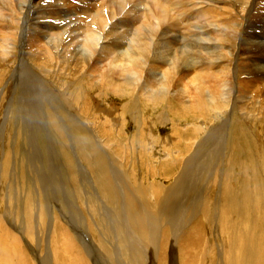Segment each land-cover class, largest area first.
Wrapping results in <instances>:
<instances>
[{"label": "bare ground", "instance_id": "6f19581e", "mask_svg": "<svg viewBox=\"0 0 264 264\" xmlns=\"http://www.w3.org/2000/svg\"><path fill=\"white\" fill-rule=\"evenodd\" d=\"M0 63L2 82L12 72L6 88L12 86L14 94L20 91L21 111L34 115L44 106L53 108L50 115L62 111L72 119L79 115L87 119L71 129L62 128L70 132L72 141L75 139L72 148L79 152L86 168L81 170L80 166L82 179L88 180L85 170L90 174L89 206L96 207L101 215L97 224H101L104 236L108 234L111 247L103 245L104 238L99 242L109 261L117 264L114 257L119 255L110 242L114 236L123 243L124 258L133 264H171L172 260L176 264H204L207 257L212 264L245 262L237 256L238 239L231 236L238 216L235 201L222 196L225 182L221 180L222 191L216 199L206 193L215 175L212 167L219 169L227 158L232 125H242L235 128L236 134L264 131L258 126L264 121V0H0ZM77 76L82 79L77 80ZM75 79L80 83H74ZM74 86L76 96L71 90ZM80 101L83 109H76ZM137 103L153 112L166 110L171 129L176 135L183 131L194 136L189 138L191 142L177 136L174 144L173 135L170 143L164 142V150L160 146L157 150L154 139L163 124L159 115L142 121L144 126L136 135L125 134L132 112L137 120ZM237 110L243 122L235 118ZM248 125L256 129L251 127V132ZM4 127L0 141L4 140ZM114 137L125 143L119 145L122 142ZM257 145L264 163V144L257 141ZM82 150H89L90 157H84ZM23 154L24 160L14 164L13 174L19 168H34V195L40 204L38 185L43 176L35 170L32 153ZM69 159V169L73 170L75 162L73 157ZM152 159L164 163L159 169L162 176L170 173V166L175 168L172 174L177 177L172 183L155 182L161 175L154 167L151 170L155 173L147 171L152 181L144 179L142 166L148 169L147 161L154 165ZM55 170L49 174L51 179ZM72 182L80 194L83 185L77 173ZM214 205L217 210L212 209ZM75 225L74 233L82 234L78 238L85 243L87 233L79 232ZM25 235L30 237L29 231ZM223 238L225 246H220ZM5 239L11 244L2 263L25 264L18 251L23 242L33 258H40L27 239L21 242L0 223V244ZM76 247L77 262L87 264L86 250L83 258ZM67 249L66 255L73 253ZM47 260L38 263L49 264Z\"/></svg>", "mask_w": 264, "mask_h": 264}, {"label": "rangeland", "instance_id": "374dc122", "mask_svg": "<svg viewBox=\"0 0 264 264\" xmlns=\"http://www.w3.org/2000/svg\"><path fill=\"white\" fill-rule=\"evenodd\" d=\"M87 23H90V21L88 20ZM180 30L183 31L184 27H180ZM0 65H2V63H0ZM2 70L3 68H0V74ZM11 77H12V72L6 75L5 77L6 80H3L4 82L0 80V134L3 131L2 127L5 126L4 134H3L4 136L2 135L4 140L2 139L3 141H0V223H2L13 234L18 236L20 241L27 239L32 244V246L35 248L36 253L39 252L40 258H38V256L37 258H33L31 251L28 249L27 245L24 244L23 242L21 246H19V248L22 247V249H19L18 251H19V254L21 253L20 254L21 259L25 264H39L43 259L45 260L48 259L47 261L49 262V264H68V263L69 264H74V263L83 264L82 262H79V263L77 262L78 258L75 252L76 246H77L76 248L80 251V255H82L83 258L85 257L84 256L85 253L89 255L87 256L85 254L88 257V259H86L87 257H85V260H87L86 263L88 262L87 264H106V263L108 264L109 260L106 257H109V256L107 255V253L104 251L102 247L105 243H108L110 245V243L108 242V234L104 236L102 234L101 224L99 223L97 224V221L100 220L99 218L101 217V215L99 214L98 211H96L97 210L96 207L90 208L89 206V200L91 198V193H92V190L90 188L92 186L90 183L91 182L90 174L87 170H85L87 173V175L85 176H88L87 179L89 181L82 179V177L84 178V176L81 173L82 171H80V166H81V170L85 166H82L83 161L79 159V155H78L79 152H77L74 148H72L71 143H73L75 139L73 138L74 140L72 141L70 139V136H71L70 132L65 131L62 128L63 125L65 127H68L69 129L70 127H73V125L78 126L77 124L79 123L84 124L87 121V119H85L81 115H79L80 117L78 116V118L72 119L69 115L68 116L66 115L67 112L63 113L62 111H60L59 113L57 112V114L55 113L56 115L54 114L50 115L52 114V111H50L49 109H53V108L48 107L49 109H47L45 107L46 109H44L43 108L44 106H40L39 110L41 111H39V113H36L34 115L29 113V110H27V113L29 115L25 116L27 113L26 111L24 112L21 111L20 109L21 105L19 104L21 102L17 98L18 94H20V91H18V94H14L13 93L14 88H12V86L9 85V87L6 88V83H7L6 81H9ZM77 78H78L77 80L82 79L79 76H77ZM77 80L76 79L73 80L74 83H80V81H77ZM210 89L213 90L212 88ZM71 90L74 92L75 96L78 94V92H75L76 86H74L73 88L71 87ZM246 91H248V89H246ZM79 93H80V96H82L81 91H79ZM12 102H14L13 105H12ZM114 102H117V101H114ZM83 106H84L83 101H80L78 104V107L77 108L75 107V108L83 109ZM136 106L139 109L138 115L136 116L137 120L133 119L132 116L134 114L132 112L131 116L128 118V125H126L125 131H124L125 134H130V136H134L136 135V133L141 131V128H142L141 126H144L141 124L142 121L146 122V120L148 121L151 119L154 120L157 117L162 116L163 124L161 125V128L158 129V132L160 133V135H156V138L154 139V144L158 147L157 150H159L160 147L164 150L165 149L164 142L168 140L167 142L170 143L169 137H173V135H175L174 136L175 141H173V143L177 141V138H176L177 136L178 137L182 136V138L187 140L186 142H191L189 138L194 137L192 135L190 136V134H187V132H183V131L180 132L182 134L176 135L175 131H173L170 125L167 123V121L169 120V116L166 110H164L162 113L157 112V111L153 112V111L146 109L141 104L137 103ZM63 107L64 106H62L61 108ZM8 108L9 109L11 108V110H10L9 115L7 116ZM46 110H47V113L45 112ZM63 110L65 111V109ZM236 112L237 113H235V118L243 122L240 119L241 115L239 111L237 110ZM176 119L180 120L181 117L176 118ZM260 122H258V126L264 130V121H260ZM92 123H96V122H92ZM186 125L187 123L183 127H185ZM248 126H249V130L253 132L251 130V127L255 128L254 125L251 127L250 125ZM79 128H84V126L83 127L79 126ZM101 128L103 129L104 126L101 125ZM235 128L240 129L242 128V125L240 124L232 125L231 131H230V137L228 140L229 143H228L227 150H226V153L228 156L226 155L227 158L224 159L223 163H220L219 169L212 167L213 169L212 172L213 173L215 172V175L210 180L211 182L210 181L208 182L209 191L206 194L209 195L211 193L210 194L211 197L215 196V199H216L217 196H220L219 194L222 191L221 180L225 182L226 184L225 191H222V196L224 197L227 196L229 200L235 201L234 210L237 214L236 216H238L235 221V228H234L235 233H231V236L232 238L238 239L237 244H238V248L240 251L238 250L237 256L238 257L240 256V259L244 260L245 262L241 263L238 260L236 261H238L239 264H260V263L264 264V172H263L264 163H261V156H260L261 151L257 145V141L258 143L261 142L264 144V131H262L263 134H259L257 132H255L253 135L250 133H245V132L236 134L235 132H237L238 130H236ZM62 131H65L67 134L63 133ZM73 135L74 133L72 134V137ZM76 136H79L80 140L82 139L79 133H76ZM114 136H115V133H114ZM247 138H250V139H247ZM59 139H61V141ZM114 139L118 142H122L120 138L114 137ZM198 141H200V139ZM124 143L122 142L119 145H123ZM59 144L60 145L62 144V145L60 146ZM73 149L76 152L73 153ZM26 150H28L29 153H32L33 161L36 162L35 170H38V172L40 173V177L43 176V179L41 180L43 181V183L38 185L40 189V193H42L40 194V204L38 202L37 194H35L36 196L34 195V193H36L33 188L35 185V182H34L35 178H33V175H31V170L33 171L34 168L32 169L30 168V170L19 168V170L17 171L18 175L16 173L13 174V168L16 167V165L18 166L20 164L19 163L20 160L21 161L24 160L23 153L28 154V151ZM80 153H82L84 157L85 156L90 157V154H91L89 150H82L80 151ZM144 154L145 152H143V155ZM70 157H73V160L75 162V165L73 163L74 165L73 170H70L71 169L70 162H69ZM15 158L18 161L15 160ZM15 161L17 162L15 163ZM152 161L154 165H152L149 161H147L149 165L148 169H147V166H142L143 168L142 170L144 171L142 173H143L145 180L148 179L149 182L152 181V179H150V175H148L150 173H147V171L148 170L150 171L152 167L155 168V172H157L158 175H161L159 179L155 177L156 178L155 182L160 181L163 184L169 185L175 180L177 175H174L175 173L174 167L170 166L171 170H168V173L169 172L170 173L162 176V172L161 171L159 172V169H160V165H164V163L158 164V162H156L154 159H152ZM253 165L254 167H252ZM50 169L51 170L56 169L55 170L56 176L53 178L55 181H53V179L50 178V175H51ZM137 170H139V168H137ZM218 170L219 172H217ZM150 172L151 174L155 173V172H152V170ZM172 172L174 173L172 174ZM76 173L78 174L79 184L81 182V184L83 185V187H81L80 194H77L75 190V185L72 182L74 177H76ZM243 173L244 175L246 174V176H244ZM260 173L261 175H259ZM157 174H154V175H157ZM16 175L19 177V179L16 178L17 177ZM91 175L93 176V174ZM228 176L230 178H228ZM249 180H251V182ZM45 183L50 184V186L46 184L45 188L41 192V186L42 184H45ZM247 183H249L248 184L249 186L247 185ZM211 189L212 191H210ZM53 190L54 191L56 190V192H54ZM98 204L100 203L98 202ZM254 204H258L257 208L253 206ZM213 208L214 210H217L216 205L212 206V209ZM20 209L23 213L20 211ZM29 211H31L30 214H29ZM24 214H26L25 215L26 217L24 216ZM38 215L40 216L41 219L40 218L38 219ZM216 216H217V211H216ZM212 218L215 219L216 217H212ZM22 223L23 224L27 223V224L22 225ZM37 224L40 225V227H38ZM75 224H77V226H79V228L81 229L79 230V232H82L85 234L87 233L86 235H88L89 238L85 240L86 241L85 243H83V241L80 238H78V234L80 235L81 238H82V234L77 232V236H76V233H74L76 232ZM86 225H87V228H86ZM16 227L21 230L19 231ZM26 231H29L30 237L25 235ZM118 233H120V231H118ZM113 237L114 236H112L111 238L112 241L110 242L114 248L113 250H117V252L119 253L118 255L119 258L114 257V260L117 259V264H133V261L131 259L127 260L124 258L123 243L120 241L119 242L116 241L117 238L114 240ZM248 237L249 239L250 238L251 239L249 240ZM102 238L105 239V242H104V239ZM101 239L103 241V245L101 242H99V240ZM8 241H10V239H5V242L3 244H0V264H4V262L3 263L1 262V259L4 255H7V252L9 251V245L11 243L10 242L8 243ZM85 244L87 247L85 246ZM222 244L225 246L224 238L222 241L219 242L220 246H222ZM244 247L247 248V250ZM66 249L67 250L73 249V253H71L70 255H66L65 254ZM243 249L246 250L247 252H245ZM252 250H254L255 252H253ZM201 256H203V254ZM208 259L209 257H207V259L204 261V264H212V261L210 262ZM38 261L40 262L38 263ZM206 261L207 263H205ZM172 262L173 263L171 264H176L175 260L174 261L172 260ZM109 264H114V263L111 260L109 261ZM167 264H170V263H167Z\"/></svg>", "mask_w": 264, "mask_h": 264}]
</instances>
